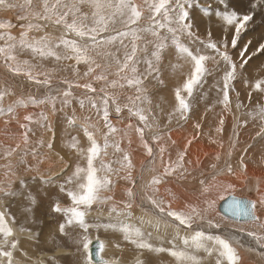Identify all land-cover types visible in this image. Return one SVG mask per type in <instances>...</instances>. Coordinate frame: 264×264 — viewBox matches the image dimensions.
Segmentation results:
<instances>
[{"label":"snow or ice","instance_id":"snow-or-ice-1","mask_svg":"<svg viewBox=\"0 0 264 264\" xmlns=\"http://www.w3.org/2000/svg\"><path fill=\"white\" fill-rule=\"evenodd\" d=\"M0 13V264H60L57 252L70 264H244L241 250L264 260V176L247 172L250 149L264 167V75L250 63L264 65V0H0ZM201 102L205 115L220 107L218 136L234 120L207 172L186 159L200 121L172 153V125ZM36 182L56 189L51 256Z\"/></svg>","mask_w":264,"mask_h":264},{"label":"bare ground","instance_id":"bare-ground-1","mask_svg":"<svg viewBox=\"0 0 264 264\" xmlns=\"http://www.w3.org/2000/svg\"><path fill=\"white\" fill-rule=\"evenodd\" d=\"M3 15L4 14L0 13V16H3ZM8 15L11 16V14H8ZM213 26L215 29L216 26L214 24H213ZM216 30H217V28H216ZM61 74L63 75V73H61ZM0 79H2V73H0ZM241 100H243L245 103H248V100L245 99V96ZM257 102H258L257 98H255L254 100L252 99L250 107L255 106ZM260 102H264V101L262 100ZM202 104H204V103L202 102ZM199 106H201V105H199ZM204 108H205V106L203 105V107H201L200 110L197 111V113L195 112L196 114H194L192 116V119L189 120L185 124V127L183 126L184 128L182 127L181 130L172 131L171 132V138H172V140L176 141V146H175V148L172 149L173 157H175L176 149L182 150L184 148V145L187 142V138H190L194 134L193 125H194L195 121L201 120V125H202L201 131L203 134L200 136L199 139L195 140L193 142V144L189 147L186 159L192 161L191 167L201 168L207 172V171H210L211 164L216 162L215 156L217 153L221 154L222 159L225 156V154L227 153L228 141H229V138L232 136V133H233L234 120H233V117L231 115H226L223 135L218 136L214 131V126L218 123V116L216 115V113L220 112V108H216L215 112H209L206 115H205ZM201 117H203V119H201ZM2 126H3L2 123H0V127H2ZM174 126H175V124L172 125V127H174ZM175 129H177L176 126H175ZM256 131H258V123L250 122L247 126H245L243 128V130H242V128H240L239 139H242V138H244L243 136H245L246 134L247 135L249 134L251 136H249L246 139V140H249L250 138L255 136V134H253V133L254 132L256 133ZM210 138L216 139V140H223L224 148L220 149L216 144L211 143ZM57 143H59V140L57 141ZM247 144H248L247 142H242V140L241 141L239 140V147L241 149L244 146H246ZM177 145H179L178 148H177ZM257 149H251V151L249 150V155L252 157L251 153L256 152ZM239 156H240V151L238 153H234L233 163H235L236 159ZM65 158L67 159V156ZM143 159H144V157L140 153L135 154L134 160L136 162L137 169H139L140 161ZM247 159H248V157L246 156V161H247ZM252 159L255 161V165L252 162L248 163V168H247L248 175L250 177H252V176H264V167L259 166L260 165V157H252ZM45 167H47V165H45ZM157 167L159 168V164H157ZM58 171H59V169L55 168L53 170V175H55V173ZM146 178H147V174H146ZM242 179H243V177H241V180ZM232 182L234 184H236V195L239 196V195H241L242 192L247 193V189L244 187V185L240 181L233 180ZM37 183L38 182H36V184ZM176 190L179 191L180 190L179 187H177ZM117 197L120 198L119 190L117 192ZM176 206L177 205H174V207H176ZM250 246L256 247L254 243H250ZM241 254L244 257V264H264V260H261V258L256 256L255 253H249L245 250H241ZM101 255L104 256V252H102ZM163 255L165 257L164 264H168L169 258L167 257V254H163ZM104 258L109 259L106 256H104Z\"/></svg>","mask_w":264,"mask_h":264},{"label":"rangeland","instance_id":"rangeland-1","mask_svg":"<svg viewBox=\"0 0 264 264\" xmlns=\"http://www.w3.org/2000/svg\"><path fill=\"white\" fill-rule=\"evenodd\" d=\"M212 30H213V32L217 31L216 28L214 29V26H212ZM201 31H203V27L201 28ZM256 34H258V33H256ZM250 63H252L254 65L252 73H251L252 75H254V76L255 75H264V65H261V63L259 61H257L255 58H253V61H250ZM69 75H70V73H69ZM170 87L171 86H169V89H162L160 91V95L163 96V97H166L169 101L172 99L171 88ZM236 89H237V91H239L241 93V97L242 98L245 96V99H247V93H246L245 88H244L243 85H241L240 83H236ZM255 98H257V94L253 93L252 99L254 100ZM262 100L264 101V99H262ZM199 105H201V106L197 107L196 113H197L198 110H200L201 107H203L204 104H202V102H201ZM216 108H220V107L217 106ZM196 113H194V114H196ZM196 121H199V120H196ZM200 122H201V120H200ZM175 126L172 127L174 129L172 131L177 130V129H175ZM183 126L185 127V124H183ZM243 128H242V130H243ZM238 131L240 132V129H238ZM253 134H255V132ZM249 136H251V135H249V134L247 135L246 134L245 136H243L245 139L242 138V139H239V140L240 141L242 140V142L252 143L253 142L252 138L254 136L252 138H250L249 140H246ZM178 147H179V145H177V148ZM176 150H178V149H176ZM250 151H251V149H250ZM238 152H239V150L236 151L235 153H238ZM251 155H252V157H260L258 149L256 150V152L251 153ZM33 189H34V191H39V193H40V196L38 198V205L35 208V217H36L38 223L40 221L44 222L43 225H42L43 231H42V234L40 236L41 243H40L39 247L41 249H43L44 254H46L48 256H51V255H53L52 245L51 244L45 245L44 244V240L47 237V235L49 233V230L56 227V221L53 220L50 217V215H49V206L53 202V199L55 198L56 189L55 188H50L48 186H41L39 183H37V184L35 183L34 186H33ZM45 193H47V195H45ZM117 198L119 199V197H117ZM12 210L14 212H17L18 208L14 206ZM96 235H97V233L93 232L91 238L92 239L96 238ZM100 239L104 240V236L101 235ZM115 251L116 250L114 248H112L111 246H106L105 251H104V256L108 257L109 259L113 258V252H115ZM125 256L128 257V253H125ZM56 257L59 260L60 264H70V261L72 259V257L63 256V255H61L58 252L56 253Z\"/></svg>","mask_w":264,"mask_h":264},{"label":"water","instance_id":"water-1","mask_svg":"<svg viewBox=\"0 0 264 264\" xmlns=\"http://www.w3.org/2000/svg\"><path fill=\"white\" fill-rule=\"evenodd\" d=\"M225 203H226V201H220L219 202V211H221V213L224 214V215H228L229 213H225L224 212V205H225ZM92 240H93V243H92V245L90 247H91V249L93 251V254H94L95 251H96V239L94 238Z\"/></svg>","mask_w":264,"mask_h":264}]
</instances>
